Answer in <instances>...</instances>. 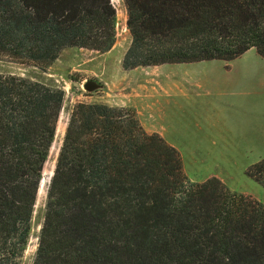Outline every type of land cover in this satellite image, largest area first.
<instances>
[{
    "label": "trees",
    "instance_id": "16d2710c",
    "mask_svg": "<svg viewBox=\"0 0 264 264\" xmlns=\"http://www.w3.org/2000/svg\"><path fill=\"white\" fill-rule=\"evenodd\" d=\"M122 66L264 57V0H123ZM111 0H0V57L48 67L67 47L106 52ZM63 90L0 73V264H20ZM264 186V157L246 169ZM31 264H264V204L193 181L133 108L73 105Z\"/></svg>",
    "mask_w": 264,
    "mask_h": 264
},
{
    "label": "rangeland",
    "instance_id": "374dc122",
    "mask_svg": "<svg viewBox=\"0 0 264 264\" xmlns=\"http://www.w3.org/2000/svg\"><path fill=\"white\" fill-rule=\"evenodd\" d=\"M111 3L116 11V38L111 49L106 52L84 47H67L62 49L58 57L44 70L29 63L0 57V73L21 76L63 90V102L56 123L57 134L55 131L54 143L46 161L48 170L54 168L69 113L77 102L105 103L110 106L133 108L145 131L144 117L147 124L152 123L150 127H157L156 122H162L160 125L171 134V137L175 135L179 138L180 135L176 134L174 129L175 114L180 115V118L182 116L181 125L186 129L185 118L187 116L191 115L195 118L196 114L204 115L206 112H210L212 115L213 113L210 111L212 104L208 100L216 98L222 100L223 95L227 94L224 91H219V89L208 92L199 91L196 94L198 96L193 97L194 100L189 102L180 101L175 96L174 91H170L168 95L160 94L163 91L162 89L161 91L158 90L162 85L161 82L169 76L172 78L174 75L179 77L181 72L179 66L184 68V64H178L177 68L172 67L173 71L163 69L171 67L168 66L171 64L123 68L122 57L130 43V34L126 27V8L123 0H111ZM258 55L257 51L252 49L237 59L254 60L259 57ZM224 63V60L213 59L204 63L192 64L194 66L189 68L188 76L205 78L216 66L222 67ZM219 72L221 73L222 69H219ZM89 79L97 81L102 87L94 91H86L82 85ZM157 110L163 114H157ZM152 114H155L153 115L154 121L150 122L147 119ZM160 116H162V121L158 119ZM205 127V124L201 123L200 130L193 129L192 126V129L188 131L189 134L202 138L204 132L201 129ZM173 140L175 139L173 138ZM233 153L234 156L229 159V163L223 164L224 168L226 167L228 170L222 174L221 180L231 190L243 193L264 204V186L247 176L246 169L249 165L244 170L247 159L242 154ZM44 177L46 183H44L36 199L31 236L20 264H31L36 249L48 181L47 176Z\"/></svg>",
    "mask_w": 264,
    "mask_h": 264
},
{
    "label": "crops",
    "instance_id": "0c3cea01",
    "mask_svg": "<svg viewBox=\"0 0 264 264\" xmlns=\"http://www.w3.org/2000/svg\"><path fill=\"white\" fill-rule=\"evenodd\" d=\"M249 48L243 54L249 50ZM256 50V49H255ZM243 54L231 60H224L222 67L216 66L205 78L188 76L192 64L208 62L209 60L185 62V63H164L171 64L164 70L177 68L181 72L179 77L173 76L164 79L158 88L160 94L168 95L174 91L180 101H191L199 91L217 90L224 91L223 99L208 100L212 104V115L210 112L196 114L194 118L189 115L185 118V128L181 125L180 115H174L175 133L171 137L159 122L157 127H150L152 123L145 121L143 124L148 132H158L170 145L175 147L181 156L183 172L187 178L193 181H203L210 177L222 179V174L228 168L224 165L236 154H242L247 160L245 168L264 157V57L254 60L237 59ZM213 60V59H212ZM163 65V64H161ZM222 69V72H219ZM173 71V70H172ZM175 72V71H174ZM222 75V76H220ZM172 78V80H171ZM158 94V95H160ZM207 96V95H206ZM157 114H163L156 111ZM153 115L148 116V121H154ZM153 118V119H152ZM162 119V116L158 117ZM169 120V119H168ZM196 120V121H194ZM162 121V120H161ZM199 123V125H198ZM205 124L201 129L204 136L197 137L189 134V129L200 130V124ZM189 130V131H188ZM173 138L175 140H173Z\"/></svg>",
    "mask_w": 264,
    "mask_h": 264
},
{
    "label": "water",
    "instance_id": "95a60500",
    "mask_svg": "<svg viewBox=\"0 0 264 264\" xmlns=\"http://www.w3.org/2000/svg\"><path fill=\"white\" fill-rule=\"evenodd\" d=\"M83 88L86 90V91H94V90H97L99 88L102 87V85L100 83H98L97 81L93 80V79H89V80H86L84 83H83ZM47 164V163H46ZM46 164L44 165L43 167V171H42V178L40 180V183H39V187H38V191H37V194L39 192V188H41V185L43 183V181L45 180V177L44 176H47L48 178V181L47 183L49 182V179L51 177V175L53 174V169L52 170H48L47 167H46Z\"/></svg>",
    "mask_w": 264,
    "mask_h": 264
},
{
    "label": "bare ground",
    "instance_id": "6f19581e",
    "mask_svg": "<svg viewBox=\"0 0 264 264\" xmlns=\"http://www.w3.org/2000/svg\"><path fill=\"white\" fill-rule=\"evenodd\" d=\"M56 131V134H57V129L55 130ZM54 143V142H53ZM52 143V144H53ZM50 149H52V145H51V148ZM46 164V163H45ZM44 183H46V181L44 180L43 181V183H42V185H41V188L44 186ZM41 188H39V192L41 191ZM39 192H38V194H37V197L39 196Z\"/></svg>",
    "mask_w": 264,
    "mask_h": 264
}]
</instances>
